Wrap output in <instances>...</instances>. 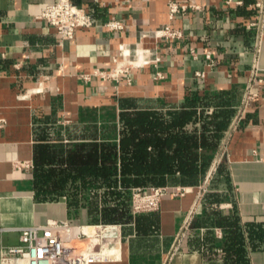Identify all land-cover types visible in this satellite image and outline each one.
I'll return each mask as SVG.
<instances>
[{"label": "crops", "instance_id": "obj_1", "mask_svg": "<svg viewBox=\"0 0 264 264\" xmlns=\"http://www.w3.org/2000/svg\"><path fill=\"white\" fill-rule=\"evenodd\" d=\"M71 1L91 15L93 25L61 41L38 17L55 0H0V254L18 243V228L47 220L101 223L87 217L91 200L101 209L104 191L82 188L89 177L69 179L63 190L46 196L51 200L41 199L34 174L42 148L53 162L77 151L86 156L92 142L117 141L119 97L168 109L178 107L187 91H197L234 111L207 173L196 186H183L184 195H166L157 210L112 223L121 225L120 260L95 264H239L237 244L218 224L221 219L237 222L247 264H264V240L250 236L253 229L264 230V9L257 6L264 0H177L198 9L171 22L184 33L176 41L150 33L169 23L167 0ZM111 17L125 24L123 31L106 30ZM121 44L157 54L164 78L153 79L152 65L133 69L131 84L95 76L114 67ZM249 88L253 97L245 100Z\"/></svg>", "mask_w": 264, "mask_h": 264}, {"label": "trees", "instance_id": "obj_2", "mask_svg": "<svg viewBox=\"0 0 264 264\" xmlns=\"http://www.w3.org/2000/svg\"><path fill=\"white\" fill-rule=\"evenodd\" d=\"M213 99L214 95L209 93L187 91L178 107L154 109L143 107L136 98L119 97L117 141L92 142L86 156L77 151L56 162L45 147L39 151L34 177L41 189V199L51 200L46 196L63 190L69 179L89 177L81 182L82 188L103 187L104 191L100 210L95 200L87 206L88 219L106 224L124 223L130 218L131 189L196 186L207 173L234 114L226 104L212 105ZM210 106L214 110L209 113ZM63 162L66 168H62ZM52 164L58 167L50 168ZM222 171L221 165L218 172ZM112 203L114 206H109ZM218 224L229 231L233 245L237 244L235 261L247 264L241 250L243 241L236 231L237 222L221 219ZM250 236L264 240V230L253 229Z\"/></svg>", "mask_w": 264, "mask_h": 264}, {"label": "built area", "instance_id": "obj_3", "mask_svg": "<svg viewBox=\"0 0 264 264\" xmlns=\"http://www.w3.org/2000/svg\"><path fill=\"white\" fill-rule=\"evenodd\" d=\"M95 1L103 4V0ZM257 6L264 9L261 3ZM188 9L196 10L198 6L167 0L169 23L150 32L152 37L157 40H181L184 37L183 31L173 28L171 22L178 14ZM38 17L56 31L61 41L72 40L76 31L91 28L93 25L91 15L71 0H55L44 7ZM104 27L108 32H121L125 24L111 17L106 20ZM192 54L195 55L193 51ZM205 58L212 63L210 53L207 52ZM160 59L157 54L153 56L149 49L131 50L121 44L113 60L114 67L109 71H96L94 75L114 82H119L123 78L127 84H131L130 75L133 69L152 65L153 79L161 80L164 74L159 68ZM82 78L85 81L90 80L89 76L84 75ZM251 97L253 95L249 88L245 93V100ZM4 123L5 121L0 119V129ZM15 166L28 167L27 164L20 162H16ZM186 192V187L133 188L130 192L131 214L155 211L166 195L182 196ZM15 231L18 233V243L2 248L0 264H95L120 260L122 230L119 224L80 225L67 221L47 220L45 224L18 228Z\"/></svg>", "mask_w": 264, "mask_h": 264}, {"label": "bare ground", "instance_id": "obj_4", "mask_svg": "<svg viewBox=\"0 0 264 264\" xmlns=\"http://www.w3.org/2000/svg\"><path fill=\"white\" fill-rule=\"evenodd\" d=\"M141 58V56H139V59Z\"/></svg>", "mask_w": 264, "mask_h": 264}]
</instances>
